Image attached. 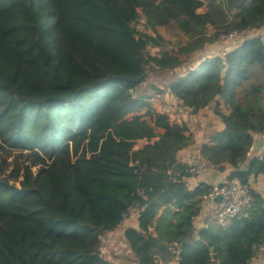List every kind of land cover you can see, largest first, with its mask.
<instances>
[{"label": "trees", "instance_id": "1", "mask_svg": "<svg viewBox=\"0 0 264 264\" xmlns=\"http://www.w3.org/2000/svg\"><path fill=\"white\" fill-rule=\"evenodd\" d=\"M205 5L0 0V264H118L103 255L102 239L130 212L137 227L124 238L137 264H252L264 246V192L252 187L226 225L197 228L212 186L191 188L195 173L178 157L195 134L136 97L150 72L182 65L171 51L149 52L166 44L158 28L179 30L184 51H195L264 27V0H207L199 12ZM141 17L153 34L137 29ZM166 90L189 116L212 114L199 145L209 166L231 168L227 181L264 178V142L251 155L264 134L260 36L205 59ZM140 140L149 144L137 150Z\"/></svg>", "mask_w": 264, "mask_h": 264}, {"label": "rangeland", "instance_id": "2", "mask_svg": "<svg viewBox=\"0 0 264 264\" xmlns=\"http://www.w3.org/2000/svg\"><path fill=\"white\" fill-rule=\"evenodd\" d=\"M164 1V0H161ZM181 1V0H180ZM206 5L199 10V12L204 13L207 11V0H204ZM183 2V1H182ZM175 6L176 11L180 10V4L179 3H173ZM182 4V3H181ZM146 20L144 17H141L139 22L137 23V29L139 31H145L153 34V32L149 29L145 28ZM214 29L210 26L209 27V33H213ZM158 33L161 34L166 39V44L163 47L160 48H150L149 52L151 54H158L161 51L168 50L174 53L175 55H178L180 60L182 61V65L177 68L175 71H154L150 72L146 78V81L141 84L136 90V97H146L150 100V103L152 107L157 112H164L163 110L167 107L169 109L167 110L170 113V118L173 123H187L190 125L189 127L194 131L195 138L196 134L199 135V132L203 133L207 131L208 124L207 120L211 117L210 111H206L204 114L206 119H204V116L198 120H191L189 117L182 118V113L179 112V105L172 104V100H166V99H157L155 96L160 92H163L169 87L174 81H176L179 77L185 75L190 69H196L198 65L204 61L205 59H213L214 57H224L226 53L233 50L235 47V43L233 41H230L226 37H218L213 43H206L201 49L195 50V51H184L185 49H188V39H186L179 30H173V29H166V28H158ZM223 35V34H222ZM261 76L255 74L252 77L253 82H258L261 79ZM151 99H155L151 101ZM161 132V130H159ZM206 135V134H204ZM149 144L145 140L139 141L137 143L138 149H143L145 146ZM134 223L133 219H129L126 224H123L120 228L117 229V231L113 234L112 237H110L109 234H105L102 239V249L105 254H116V255H123L126 253L127 246L125 240L122 239L121 234L123 235L124 230L126 227L131 226ZM203 223H207L208 225L211 223H214L213 219H210L205 214L200 215L195 222V225L197 228L201 227ZM215 224V223H214ZM109 235V236H108ZM111 238V240H109ZM118 241L117 248L113 246L111 243L112 241ZM115 248V249H114Z\"/></svg>", "mask_w": 264, "mask_h": 264}, {"label": "built area", "instance_id": "3", "mask_svg": "<svg viewBox=\"0 0 264 264\" xmlns=\"http://www.w3.org/2000/svg\"><path fill=\"white\" fill-rule=\"evenodd\" d=\"M252 31L254 30L247 29L240 32L234 31L220 36L233 41L235 43L234 47H237L245 39L251 37L250 34ZM166 109H164V112L162 113H166ZM262 140L264 141V134L262 136ZM187 163L190 164L195 175H202L209 168V164L201 157L200 154L191 155ZM251 194L252 185L243 184L238 180H226L222 183L215 184L212 186L210 194L206 197L203 203L202 214H205L218 224L226 225L232 218L240 214L250 203ZM218 196H220L221 199L216 201ZM135 218V212L126 214L118 228H120L123 224H126L129 219L135 220Z\"/></svg>", "mask_w": 264, "mask_h": 264}, {"label": "crops", "instance_id": "4", "mask_svg": "<svg viewBox=\"0 0 264 264\" xmlns=\"http://www.w3.org/2000/svg\"><path fill=\"white\" fill-rule=\"evenodd\" d=\"M250 35H251V37L260 36L264 40V27H262L258 30L252 31V33ZM158 93H160V92H158ZM155 97L157 99L172 100V102H173L172 104L178 105L177 99L168 90L161 92L160 95L157 94ZM153 100H155V99H151V101H153ZM218 100L221 103V107H223L224 106L223 99L218 97ZM167 109H169V108L167 107ZM178 110H179V112L182 113L183 119L184 118L187 119L189 117V119H191V120H195V121L198 120L197 116H189L187 111L183 110L181 107H179ZM168 114L170 115L169 112H168ZM191 131H192V129H191ZM161 132H162V130H161ZM192 132L195 133L194 131H192ZM204 134H205V132L203 133V131L199 132L198 136L196 134L195 144L193 146L189 147L188 149L181 151L178 154L179 159H181L182 161L188 162L189 157L191 155L200 154L199 145L206 140V138L204 137ZM140 141H143V140H140ZM260 141H262L261 144H259ZM263 142L264 141L261 138L256 136V143H255L256 146L254 145V148L251 151L252 156L256 155V154H260L262 152ZM135 149L138 150L137 144L135 146ZM256 149H258L257 153H256ZM230 171H231V168H227L225 171H219L216 168L209 166V168L202 175H195V176L191 177L190 179H188V183H189V186L191 188L197 186L201 182H205V183L213 186L215 184L222 183V182L226 181L228 175L230 174ZM251 185H252V187L257 188V189H259L260 192H262V190L264 189V178H263V176H260L256 181H252ZM207 225H208L207 223H203V225L201 227L207 226ZM131 226L137 227V216L134 220V223ZM201 227H199V228H201ZM117 229L112 231V232H109L107 234H109L110 237H112L113 234L117 231ZM121 236H122V239L125 240L124 233H123V235L121 234ZM109 240H111V238H109ZM125 242H126V240H125ZM118 243H119L118 241L115 242L113 240L111 244L113 246H115V248H117ZM126 246H127V250H126V253H124L123 255H116V254H109V253L105 254L103 249H102V253L105 256V258L111 262H115L118 264H137V262L134 260V257L132 255L130 249L128 248L127 243H126ZM178 260H179L178 258H175V259L170 260V261H163V259L161 258V259H159V264H178ZM252 264H264V246L262 247L261 251L257 254V256L253 258Z\"/></svg>", "mask_w": 264, "mask_h": 264}, {"label": "water", "instance_id": "5", "mask_svg": "<svg viewBox=\"0 0 264 264\" xmlns=\"http://www.w3.org/2000/svg\"><path fill=\"white\" fill-rule=\"evenodd\" d=\"M262 143V141H260L259 142V144H261ZM256 146V145H255ZM258 152V149H256V153ZM262 192H264V189L262 190ZM221 198H220V196H218L217 198H216V201H219Z\"/></svg>", "mask_w": 264, "mask_h": 264}]
</instances>
